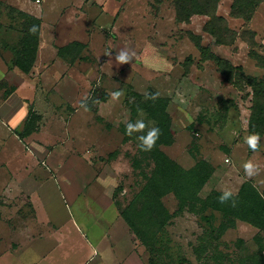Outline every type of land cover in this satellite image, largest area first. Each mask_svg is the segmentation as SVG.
<instances>
[{"label": "rangeland", "instance_id": "1", "mask_svg": "<svg viewBox=\"0 0 264 264\" xmlns=\"http://www.w3.org/2000/svg\"><path fill=\"white\" fill-rule=\"evenodd\" d=\"M231 2L220 0L215 15L235 33V42L215 46L203 30L209 17L195 14L189 22H180L171 0H0L1 37L8 28L21 33L28 18L39 21L34 62L38 68L27 75L35 77V106L40 111H33L38 117L35 131L20 135L22 140L8 128L0 135V264H72L86 257L79 245L83 237L74 234L72 219L90 241L87 227L94 219L103 224L99 218L108 221V217L95 204L103 192L95 179L90 182L77 173L78 182L84 180L79 197H62L61 181H72L70 170L75 165L80 164L85 174L95 178L102 174L119 214L138 192L143 173H149L152 163L138 146L141 133L128 136L125 127L137 120L149 127L155 122L144 111L129 121L123 102L129 87L169 99L167 110L175 134L172 143L161 148L184 169L193 167L196 158L208 162L211 175L198 197L204 199L213 191L226 189L235 194L245 181L264 197V134L258 150L244 143L251 134L250 95L247 89L241 93L231 84L221 83L216 65L201 58L190 34L200 35L202 44H210L217 55L241 65L246 74L262 77V69L247 56L249 46L241 31L255 34L256 52H260L259 46L264 48V0L246 24L231 15ZM67 45L71 47L65 50L66 56L59 55L58 48ZM11 50L1 54L0 70H9L10 65L15 68ZM122 50L135 54L131 61H116ZM66 82L72 90L64 88ZM7 83L0 85V103L3 91L10 92ZM101 92L108 95L104 101L99 100ZM117 92L120 95L114 97ZM85 100L86 108L82 107ZM33 142L54 148L36 155L28 148ZM68 158L74 162L65 168ZM249 160L258 166L251 177L243 168ZM164 203L173 213L176 199L168 195ZM221 220V213L211 209L195 213L186 207L174 214L165 227L168 244L159 264H239L240 258L258 254L260 244L255 237L264 249V231L236 220L234 227L220 234ZM122 223L102 227L111 245L125 247V252L116 251L117 258L134 252L139 264H149V252L126 222ZM73 239L80 240L74 246L81 249L78 254L64 245Z\"/></svg>", "mask_w": 264, "mask_h": 264}, {"label": "trees", "instance_id": "2", "mask_svg": "<svg viewBox=\"0 0 264 264\" xmlns=\"http://www.w3.org/2000/svg\"><path fill=\"white\" fill-rule=\"evenodd\" d=\"M220 0H171L175 18L180 22H189L192 15H207L209 18L203 24V30L211 36V44L215 46L232 45L236 35L226 25L225 21L215 15L217 4ZM261 0H232L230 8L231 15L240 18L244 24L251 20V17ZM26 21V18H25ZM21 37L14 45L13 64L21 71L27 73L31 70L38 47L39 21L28 18V22L22 23ZM36 26V31L30 29ZM191 39L198 48L203 60H210L218 69L221 83H229L239 92L247 89L250 95V117L248 120L249 133L259 132L264 134V48L260 47V52H256L254 47L256 41L255 34L251 31H241V38L248 44L247 56L254 59L256 65L263 71L262 77L246 74L241 65H234L231 61L217 55L210 44H202L201 36L190 32ZM79 44L74 42L73 45ZM71 46L58 48V54L66 56L65 50ZM155 93L154 91L147 92ZM145 94L134 91L131 87L126 90L123 102L129 111V121L140 111L151 118L155 124L161 128L160 136L156 144L150 151H142L143 155L151 161L152 167L149 173H143L144 182L138 192H136L130 202L120 211V215L132 232L141 240L146 250L149 252V264H159L158 260L167 247L168 238L165 235V227L174 214H177L188 207L195 213L203 212L207 209L218 211L222 215V220L218 225V232L223 234L228 228L234 227L236 220L245 221L258 229L264 231V197L248 181L243 182L238 191L234 194L235 206L231 200L221 204L218 197L221 191H213L204 199L198 197L202 186L211 175V167L203 158H196L193 167L182 168L175 160L171 159L163 150L162 146L172 143L175 128L168 113L167 97L159 96L155 100L145 99ZM99 100L104 101L108 95L99 93ZM38 117L32 111L29 112L23 133L21 136L29 134L35 130V121ZM188 126H191L189 124ZM135 166L138 165L134 159ZM172 195L177 202L176 209L170 213L164 203V198ZM260 244L258 254L245 256L239 259V264H264V249L259 237H255ZM261 254V255H260Z\"/></svg>", "mask_w": 264, "mask_h": 264}, {"label": "crops", "instance_id": "3", "mask_svg": "<svg viewBox=\"0 0 264 264\" xmlns=\"http://www.w3.org/2000/svg\"><path fill=\"white\" fill-rule=\"evenodd\" d=\"M7 30L8 32L6 31L3 37H1L0 35V39L2 40L0 42L1 44L0 56L2 53H7V50H11L12 49L11 46L16 45L20 39L18 38V36H20L21 34L20 32L10 28H8ZM38 49L36 55H38ZM35 64H33L31 68L32 70L33 69L36 70V68H38L37 66H35ZM40 65L45 66L42 61ZM10 68L11 69L7 70V68L5 67L3 70H0V80L3 79L1 80L0 85L3 82L4 84L9 82L7 84L10 86L9 88L10 92L6 90L3 91L2 102L0 103V135H4L3 133H6L5 129L8 128L12 132L13 136L22 140L20 138L21 137L20 133L21 130H23V126L25 124V120L27 119V116L29 115V112L35 111L36 113H40V111L35 106V89H36V85L34 83L35 77H29L27 75L29 72L31 74L32 70L25 73L21 71L17 66H15L14 68L10 65ZM48 68H50V66H48ZM60 83L61 82H59V84ZM63 86L67 90L69 89L72 90L67 82ZM73 92H76V89ZM22 95H24V97H22ZM28 148L32 153L36 155H44V152L50 153V151H52L54 147L47 148L44 145L33 142L28 145ZM72 162H74V159L68 158L67 161L65 162L66 166L64 165L65 168L68 166L71 167ZM74 167H75L74 169H71L72 171L70 170V178H72V181L69 178L67 179L70 180V183L61 181L62 197L64 198V200L66 199L76 200L79 197L77 193L80 184L83 183L84 180L90 179L91 182L92 179H95L97 186L101 187L102 191L105 192V193L102 192L99 196L95 198V204L98 206L100 214L102 216L108 217V221L104 220L103 218H99L100 220L103 221V224H101V222H99L98 219L97 221L96 219H94L95 222L93 224L90 223V225L87 227L88 236L90 237V241H91L90 242V241H86L87 239L86 233H81V231H79L77 226L75 225L74 220L72 219L74 223V228H76L77 230V232L74 231V234L77 235L78 233L80 235L79 237L81 238L83 237L82 243H80L79 245H82L83 251L87 253L85 257L86 259L85 258L83 259L80 254V260L81 259L83 260L81 262L76 261L72 264H79V263L80 264H136L138 260L133 258L132 254L134 252L129 253V256L126 257L124 256L123 258H119V257L117 258L116 251L122 250L123 252H125V247H122L121 245L116 243L112 244L113 245L112 246L110 244L111 241L106 238L104 229H102V227L103 226L106 227V224L108 223H112L111 227H113L114 224L115 225L118 224L119 227L120 225L122 226L123 224L122 223L123 218L119 214V211L113 205V199L111 197V192H110V188L108 187L109 185L107 184V181L102 178L101 173L97 175V178H95L93 175H88V173L85 174L84 168L80 164L75 165ZM77 173L83 175L84 178L86 177L87 178L78 182ZM110 209L112 213L111 211H109ZM73 241L74 242H70L69 244L68 242H66L64 243V245H69L68 248L70 247L71 251H74L75 254H78L80 252L78 250L81 249L75 248L74 246L77 245L75 244V242L78 243L80 242V240L73 239ZM112 241L114 243V240ZM87 256H90V258L89 257L87 258ZM138 262L137 264H139ZM64 264H71V262Z\"/></svg>", "mask_w": 264, "mask_h": 264}, {"label": "clouds", "instance_id": "4", "mask_svg": "<svg viewBox=\"0 0 264 264\" xmlns=\"http://www.w3.org/2000/svg\"><path fill=\"white\" fill-rule=\"evenodd\" d=\"M36 26H33L30 29V32H35ZM134 53H129L128 51L122 50L116 55V61L120 64L127 63L132 60ZM120 95L119 92L114 93V97H118ZM159 93H146L145 99L155 100L157 99ZM82 107L86 108V100L82 102ZM145 129H147L145 131ZM134 133H141L137 136L139 141V148L142 151H150L153 146L156 144V141L161 133V128L158 124H153L149 127V125L144 120H137L134 123L128 122L125 127V134L128 136H132ZM261 134L259 132H253L247 135L244 138V143L248 145L250 149L253 151L258 150L261 146ZM245 175L251 177L256 174L258 171V166L253 163L251 160L247 161L243 165ZM234 193L231 189L224 190L221 195L218 197V200L221 204L227 203L231 200L232 205L235 206L236 201L233 198Z\"/></svg>", "mask_w": 264, "mask_h": 264}]
</instances>
